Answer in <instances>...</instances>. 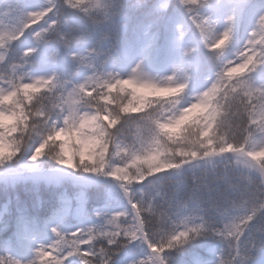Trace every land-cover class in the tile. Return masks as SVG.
<instances>
[{"label":"snow or ice","instance_id":"snow-or-ice-1","mask_svg":"<svg viewBox=\"0 0 264 264\" xmlns=\"http://www.w3.org/2000/svg\"><path fill=\"white\" fill-rule=\"evenodd\" d=\"M0 264H264V0H0Z\"/></svg>","mask_w":264,"mask_h":264}]
</instances>
